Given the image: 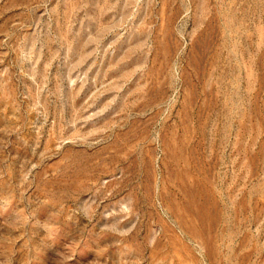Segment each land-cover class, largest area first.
Returning <instances> with one entry per match:
<instances>
[{
    "label": "rangeland",
    "instance_id": "obj_1",
    "mask_svg": "<svg viewBox=\"0 0 264 264\" xmlns=\"http://www.w3.org/2000/svg\"><path fill=\"white\" fill-rule=\"evenodd\" d=\"M0 264H264V0H0Z\"/></svg>",
    "mask_w": 264,
    "mask_h": 264
}]
</instances>
